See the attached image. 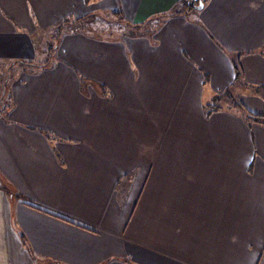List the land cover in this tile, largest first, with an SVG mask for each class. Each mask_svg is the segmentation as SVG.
Segmentation results:
<instances>
[{"label": "crops", "instance_id": "obj_1", "mask_svg": "<svg viewBox=\"0 0 264 264\" xmlns=\"http://www.w3.org/2000/svg\"><path fill=\"white\" fill-rule=\"evenodd\" d=\"M106 1L162 25L127 52L67 37L57 71L5 90L0 264H264V0ZM75 14L74 0H0V74ZM170 145L178 168L156 169Z\"/></svg>", "mask_w": 264, "mask_h": 264}, {"label": "rangeland", "instance_id": "obj_2", "mask_svg": "<svg viewBox=\"0 0 264 264\" xmlns=\"http://www.w3.org/2000/svg\"><path fill=\"white\" fill-rule=\"evenodd\" d=\"M83 3L86 7H88V11L83 10L82 16H78L77 12H81ZM109 6L110 3L106 0H74V13L76 14L72 16V18H68L65 20L63 19L56 26L52 25L51 28L46 31H39L35 33V53L34 57H32L33 59L26 57L23 59L20 58V60H14L19 62L13 65L11 64V67L6 65L5 67L8 68V70L6 71V69H4L3 73L0 74V115L7 116L8 114L5 106L9 102V98L8 91L5 90H9V87L14 84L16 78H19V75L21 76L23 73L28 74L35 71L39 72L42 70V67H46V65L48 64L50 70L57 71V67L59 66L58 55L61 49H58V46H62V44L65 43V39L67 37H80L82 41L90 43L91 46L106 42L107 45H113L114 43H116L115 41H120L123 43L125 47L124 49L127 52L129 50L128 47L130 40L155 38L160 29V26L162 25L160 24L159 28L155 29V23L151 21L150 23L135 27L124 21L121 15H119V12H111V10L106 9ZM71 27H73L74 29L72 34H70L69 32V30H71ZM143 42H145V40L141 41V43ZM47 62L49 63L45 64ZM94 65L96 68L97 64ZM73 70L76 71V69ZM229 93V96L226 97L228 101H224L223 104L227 107L237 108L236 101L239 100V98L237 97L238 95H234V91H230ZM125 102L122 100V107L128 112L127 107L132 108L133 104ZM212 107L213 108L211 109H216L215 106L212 105ZM206 113L208 115L211 114L210 110H207ZM141 140L143 142L145 141L144 138H142ZM173 146L175 147V149L177 148V145ZM138 147L140 149H144L145 143L139 144ZM155 148L158 150L162 149V147H160L159 145H155ZM170 148L171 145L165 148V152H159V154L155 155L156 158L153 161V166L156 169L161 168L162 165L166 166L169 169L178 168V155L176 153H173V151H170ZM138 155L139 157L141 156V154ZM135 164L143 167H151L152 162L149 160L146 161L144 159H138L137 161H135ZM133 166L135 165L132 164L130 167L133 168ZM124 169L128 170L129 166ZM133 171L143 170L135 169Z\"/></svg>", "mask_w": 264, "mask_h": 264}, {"label": "trees", "instance_id": "obj_3", "mask_svg": "<svg viewBox=\"0 0 264 264\" xmlns=\"http://www.w3.org/2000/svg\"><path fill=\"white\" fill-rule=\"evenodd\" d=\"M87 1H97V0H87ZM203 2H205L204 0H203ZM195 7H193L192 5H191V1L190 0H182V3H181V8H180V10H184V9H186V10H191V9H194ZM179 10V9H178ZM178 10L175 8L174 10H173V12H172V14H177L178 13ZM171 14V15H172ZM16 62H19V61H16ZM13 64H15V63H13ZM240 69H239V67L238 66H236V77H237V80L238 79H240ZM211 108H213V107H211ZM213 110V109H212ZM246 116H247V118H249V119H252L253 121H258V122H262V117L261 116H259V115H257V114H254V113H252V112H250V111H248L247 112V114H246Z\"/></svg>", "mask_w": 264, "mask_h": 264}, {"label": "water", "instance_id": "obj_4", "mask_svg": "<svg viewBox=\"0 0 264 264\" xmlns=\"http://www.w3.org/2000/svg\"><path fill=\"white\" fill-rule=\"evenodd\" d=\"M191 5L196 9H200L204 6L203 0H191Z\"/></svg>", "mask_w": 264, "mask_h": 264}]
</instances>
